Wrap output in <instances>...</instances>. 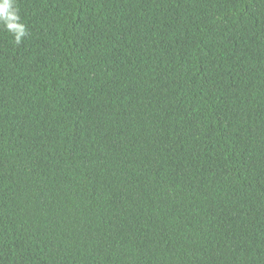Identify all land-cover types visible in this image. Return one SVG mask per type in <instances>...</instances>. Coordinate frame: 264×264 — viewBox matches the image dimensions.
<instances>
[{"label": "trees", "instance_id": "16d2710c", "mask_svg": "<svg viewBox=\"0 0 264 264\" xmlns=\"http://www.w3.org/2000/svg\"><path fill=\"white\" fill-rule=\"evenodd\" d=\"M16 4L0 264H264V0Z\"/></svg>", "mask_w": 264, "mask_h": 264}, {"label": "clouds", "instance_id": "9594fccd", "mask_svg": "<svg viewBox=\"0 0 264 264\" xmlns=\"http://www.w3.org/2000/svg\"><path fill=\"white\" fill-rule=\"evenodd\" d=\"M0 26L13 36L17 45L28 35L27 25L22 22L16 0H0Z\"/></svg>", "mask_w": 264, "mask_h": 264}]
</instances>
